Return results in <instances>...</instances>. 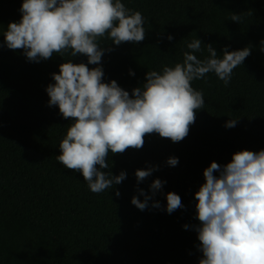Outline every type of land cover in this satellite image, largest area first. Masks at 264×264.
I'll use <instances>...</instances> for the list:
<instances>
[{
  "label": "clouds",
  "instance_id": "1",
  "mask_svg": "<svg viewBox=\"0 0 264 264\" xmlns=\"http://www.w3.org/2000/svg\"><path fill=\"white\" fill-rule=\"evenodd\" d=\"M19 11L20 20L8 24L0 47L22 50L30 62L65 53L87 58V63H61L59 72L51 74L54 83L46 92L48 105L58 107L60 115L71 121L56 159L64 168L79 172L97 194L127 176L125 171L118 175L102 171L109 168L110 154L143 148L146 135L156 134L173 143L183 141L195 123L196 112L205 104L203 92L192 82L214 73L227 86L233 70L251 55V47L234 51L225 47L218 56L212 44L204 45L195 38L187 44L189 51L183 52L182 62L148 71L145 82L130 95L115 80L105 82V48L98 41L107 37L119 46L145 40V18L139 11L127 8L121 0H22ZM231 20L240 23L241 16L233 14ZM167 39L172 41L173 36ZM261 44L264 52V41ZM202 45L208 53L203 59L195 54L202 51ZM129 74L135 75L131 70ZM236 123L237 119H229L225 127L233 128ZM166 163L175 167L179 160L169 157ZM156 170L157 166L137 169V182ZM203 177L204 183L194 194L199 223L193 227L202 253L198 264H264V149L235 152L223 165L213 161L203 170ZM164 183L153 180L151 196L137 189L144 199L134 195L131 203L145 210ZM166 201L168 214L184 208L175 192H168ZM152 207L161 205L153 200Z\"/></svg>",
  "mask_w": 264,
  "mask_h": 264
}]
</instances>
